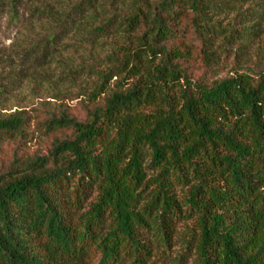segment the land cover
Masks as SVG:
<instances>
[{
    "label": "trees",
    "instance_id": "16d2710c",
    "mask_svg": "<svg viewBox=\"0 0 264 264\" xmlns=\"http://www.w3.org/2000/svg\"><path fill=\"white\" fill-rule=\"evenodd\" d=\"M28 1L0 0V15L18 19ZM96 7L80 0L60 23H105L92 30L100 33L118 23L138 45L91 120L46 124L72 138L0 175V264H148L188 215L197 220L188 248L198 264H264V67L211 85L182 69L190 29L207 67L220 61L218 51L242 54L244 44L231 45L251 36L247 23L264 22V0H128L126 14L107 19ZM224 14H234L232 27L217 24ZM22 122L0 120V145ZM174 185H190L185 211Z\"/></svg>",
    "mask_w": 264,
    "mask_h": 264
},
{
    "label": "rangeland",
    "instance_id": "374dc122",
    "mask_svg": "<svg viewBox=\"0 0 264 264\" xmlns=\"http://www.w3.org/2000/svg\"><path fill=\"white\" fill-rule=\"evenodd\" d=\"M78 1L29 0L19 10L18 19H13L9 13L0 15V120L12 115L23 119L20 130L0 145V175L17 161L47 156L56 142L72 138L71 130L50 131L46 124L60 117L80 122L91 120L94 110L102 108L107 97L117 89V83L125 79L121 63L128 51L138 45L135 38L122 32L124 26L118 28V23L101 33L92 30L105 23L92 20L60 23ZM120 1L96 0V10L104 11L100 13L102 19L126 14L128 0ZM43 10L45 13L40 15ZM233 15L224 14L215 19L223 28L232 27L234 23L229 22ZM254 24H246L253 27L247 31L251 36L231 45V49H237L244 44L240 48L244 51L242 54L234 56L233 51L225 58L218 51L220 61L208 67L195 56L201 43L190 29L186 35L189 38L184 41H192L191 56L182 64V69L193 82L205 85L228 78L235 71L257 73L264 67V22ZM144 30L137 29L136 35L140 36ZM222 38H213L212 51L222 43ZM111 70L119 74L108 80ZM132 80L130 78L129 83ZM102 89L105 91L99 93ZM189 187L174 185L172 188L171 194L183 211L188 207ZM95 195L96 192L89 202L94 201ZM196 223L195 215L174 221L170 245L154 248L148 264H178L180 259H184L183 264H198L194 249L188 248V242L197 231Z\"/></svg>",
    "mask_w": 264,
    "mask_h": 264
}]
</instances>
